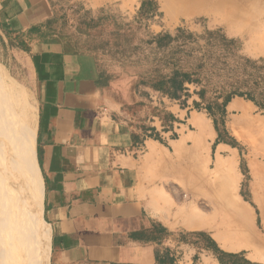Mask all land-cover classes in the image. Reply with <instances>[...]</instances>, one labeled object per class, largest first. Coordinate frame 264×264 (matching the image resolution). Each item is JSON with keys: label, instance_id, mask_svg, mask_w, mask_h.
<instances>
[{"label": "crops", "instance_id": "crops-1", "mask_svg": "<svg viewBox=\"0 0 264 264\" xmlns=\"http://www.w3.org/2000/svg\"><path fill=\"white\" fill-rule=\"evenodd\" d=\"M50 18L47 0H0L35 104L33 164L15 158L0 120V264H158L143 157L155 143L148 127L162 128L159 109L106 82L93 55L46 38ZM181 126L161 129L165 145Z\"/></svg>", "mask_w": 264, "mask_h": 264}, {"label": "rangeland", "instance_id": "rangeland-1", "mask_svg": "<svg viewBox=\"0 0 264 264\" xmlns=\"http://www.w3.org/2000/svg\"><path fill=\"white\" fill-rule=\"evenodd\" d=\"M47 1L51 18L41 28L46 38L60 41L69 50L93 55L106 82L119 83L121 89L159 109L157 117L162 120V130L174 123L183 124L169 146L159 136L150 137L155 141L154 154L145 153L143 157L145 191L151 213L159 223L154 238L163 245L158 249V264H264V243L235 251L230 248L236 243L225 236L243 223L234 212L238 200L250 211L254 230L264 237L261 186L264 149L254 151L248 137L232 127L234 120L242 119V114L228 109L229 105L223 114L214 108L217 101L211 94L202 101L196 94L200 90L197 85H186L189 94L184 92L180 99H172L156 85L143 84L141 79V75L153 78L151 72L161 55L151 42L160 34L175 37L180 29L185 36L195 37L219 30L227 38L237 40L239 54L251 60H264V53L255 54L248 49L239 29L231 28L213 15L170 19L165 0ZM260 14L264 17V11ZM15 42L0 26V120L5 119L13 129V138L17 139L22 129L16 125L19 122L22 125L25 119L32 120L35 104L27 64L18 54ZM204 45L205 41L201 40L190 49ZM159 72L166 78L172 73L163 67ZM237 99L250 105L253 118L264 121L263 112L252 102L240 97L232 102ZM210 103L212 111L207 109ZM164 105L178 106L173 112L180 113V109V117L164 112L161 109ZM195 116L208 121L214 132L202 146L194 141L200 134L192 123ZM183 138L188 139L187 143L179 149L176 144ZM18 155L22 158V152L15 150V158ZM179 207H194L210 226L190 228L183 218L175 216Z\"/></svg>", "mask_w": 264, "mask_h": 264}, {"label": "trees", "instance_id": "trees-1", "mask_svg": "<svg viewBox=\"0 0 264 264\" xmlns=\"http://www.w3.org/2000/svg\"><path fill=\"white\" fill-rule=\"evenodd\" d=\"M184 34L180 29L175 37L160 34L154 43L151 42L161 55L151 72L153 78L141 75L142 83L156 85L172 99H180L184 92L189 94L186 85H197L200 90L196 94L200 99L206 101L208 95H213L217 101L214 108L223 114L236 97L252 102L264 114V60L242 57L238 41L227 38L219 30L196 37ZM201 40L205 41L203 47L190 49L193 44L199 45ZM174 47H177L176 51ZM162 67L171 69L169 78L159 72ZM195 105L199 107L200 103L195 102ZM214 108L211 103L207 105L210 111ZM169 118L174 119L171 115ZM157 260L159 262L158 257Z\"/></svg>", "mask_w": 264, "mask_h": 264}, {"label": "bare ground", "instance_id": "bare-ground-1", "mask_svg": "<svg viewBox=\"0 0 264 264\" xmlns=\"http://www.w3.org/2000/svg\"><path fill=\"white\" fill-rule=\"evenodd\" d=\"M165 5L168 9L166 13L172 20L178 17L188 18L205 13L213 15L231 28L239 29L238 32L244 37L245 45L248 49L255 54L264 53V17L260 14L264 11V0H165ZM249 106L242 100L237 99L229 104L228 109L242 114V119L238 122L234 120L232 127L244 133L248 137L252 149L256 151L264 149V121L259 118H253ZM192 123L200 131L199 136H196L194 141L199 146H202L206 142V138L214 135L213 129L208 121L199 116H195L192 119ZM17 126L22 129L18 138L14 139L12 137V141L5 138V141L8 142L9 146H12L13 142L15 150L19 154L22 152V158L33 164L35 161L34 124L30 119H25L22 125L19 122ZM208 132L209 134H207ZM187 140V138H183L176 146L179 149L182 148L186 145ZM261 186L264 194V182ZM262 203L264 228V200ZM234 204V212L243 223L225 234L226 238L229 237L232 240V243H236V246L231 247L230 250L236 251L241 247L249 248L262 245L264 237H261L260 233L254 230L250 211L238 200ZM32 212L34 215L39 214L34 207H32ZM175 216L183 218L184 222L194 230L210 226L206 223L207 219L196 211L194 207H179ZM225 236L223 237L225 238Z\"/></svg>", "mask_w": 264, "mask_h": 264}, {"label": "built area", "instance_id": "built-area-1", "mask_svg": "<svg viewBox=\"0 0 264 264\" xmlns=\"http://www.w3.org/2000/svg\"><path fill=\"white\" fill-rule=\"evenodd\" d=\"M153 122H158L159 125H162V120L160 117H153L152 118ZM162 133V130L159 129L157 126H150L148 127V130L145 132L146 137H160Z\"/></svg>", "mask_w": 264, "mask_h": 264}]
</instances>
